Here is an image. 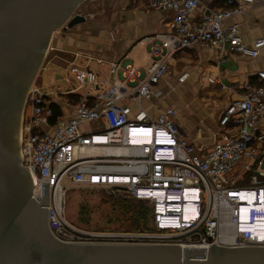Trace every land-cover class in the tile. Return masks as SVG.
Segmentation results:
<instances>
[{
  "label": "built area",
  "instance_id": "1",
  "mask_svg": "<svg viewBox=\"0 0 264 264\" xmlns=\"http://www.w3.org/2000/svg\"><path fill=\"white\" fill-rule=\"evenodd\" d=\"M140 1L173 12L171 30L145 38L146 67L105 66L98 59L101 69L95 71L70 63L77 84L68 85V92L82 90V102L71 118L55 122L53 133L43 125L51 124L54 116V92H43L34 84L28 91L31 112L21 132V163L33 176V196H42V182H49L52 234L64 242L264 246V86L246 84L242 94L223 108L219 118L223 131L210 147L181 136L175 108L154 118L141 107L131 119L129 107L122 103L129 99L141 105L157 97L160 92L154 86L183 50L207 46L220 63L231 54L258 57L264 38L249 45L240 23H227L256 0H226L219 7L201 0ZM188 74L183 72L179 81ZM257 77L264 80V70ZM98 120L105 123L104 130L81 129V124ZM136 135L149 139L136 141ZM91 148L107 151L93 154ZM70 186L102 188L115 196L125 192L130 198L150 201L152 229L104 231L78 226L66 213ZM256 221L260 228L254 230Z\"/></svg>",
  "mask_w": 264,
  "mask_h": 264
},
{
  "label": "water",
  "instance_id": "2",
  "mask_svg": "<svg viewBox=\"0 0 264 264\" xmlns=\"http://www.w3.org/2000/svg\"><path fill=\"white\" fill-rule=\"evenodd\" d=\"M84 0H0V264H264V246L64 242L48 223L49 182L33 196L19 130L55 31L87 23Z\"/></svg>",
  "mask_w": 264,
  "mask_h": 264
},
{
  "label": "crops",
  "instance_id": "3",
  "mask_svg": "<svg viewBox=\"0 0 264 264\" xmlns=\"http://www.w3.org/2000/svg\"><path fill=\"white\" fill-rule=\"evenodd\" d=\"M225 1L201 0L212 7H219ZM126 5V2L121 4L122 9L114 13L110 24L87 22L85 28L81 29V24L73 27L70 35L60 43L61 50L77 55L69 64L84 66L95 61L97 71L101 69L98 59H102L105 66L108 63H130L140 68L147 66L149 46L145 38L171 30L173 12L152 9L140 0H128V11L125 10ZM233 22L240 23V32L247 44L264 38V0H256L252 7L227 21L228 24ZM80 58H85L86 62L78 61ZM69 64L61 73L63 77L60 80L65 84L66 91L60 94L62 97L52 98L62 114L58 120L75 115L76 107L82 102L78 97V102L74 103L71 95L75 93L68 92V85H72ZM260 70H264V46L258 57L231 54L220 63L213 49L200 45L176 54L167 75L154 86L155 91L160 92L157 97L143 100L141 105L129 99H124L122 103L129 107L131 119L135 118L141 107L154 118L164 109L173 107L176 109L174 120L181 136L197 145L210 147L215 143V135L223 131L219 124L223 108L242 94L246 84L264 86V80L257 77ZM183 72L189 74L184 81H179ZM113 77L117 79L116 75ZM78 94L82 95L83 91L79 90ZM93 101L90 100V104L93 105ZM54 124L43 125V129L53 133ZM105 128L103 120L81 124L84 131ZM80 153L81 150H78L77 154ZM93 153L101 154L103 151L96 149Z\"/></svg>",
  "mask_w": 264,
  "mask_h": 264
},
{
  "label": "rangeland",
  "instance_id": "4",
  "mask_svg": "<svg viewBox=\"0 0 264 264\" xmlns=\"http://www.w3.org/2000/svg\"><path fill=\"white\" fill-rule=\"evenodd\" d=\"M134 1V0H132ZM126 2L125 10L128 11V0H84L76 9L75 13L86 16L87 22L108 23L112 21L114 13L118 12L122 7L121 4ZM122 9V8H121ZM86 23L81 24V29L85 28ZM73 28H61L54 32L49 43L46 56L35 79L34 85L42 88L43 92H54L51 98H58L60 94L66 91L65 84L60 81L63 76L61 73L67 67L69 62L76 58V54L61 50L60 43L62 39L67 38ZM78 61L84 63L85 58H80ZM94 70H98V64L95 61L87 63ZM72 78V85L77 82ZM47 81V82H46ZM69 87V86H68ZM53 96V97H52ZM59 97H62L61 95ZM28 94L25 101V114L22 116L19 143L21 153V132L25 125V119L29 117L31 108L27 106ZM97 122V121H93ZM93 122H89L92 124ZM22 164V163H21ZM23 166V164H22ZM120 198H128L127 194L115 196L111 192H107L100 188L91 187H75L70 186L67 193V217L73 223L82 228H94L104 231H128V230H151V215L134 221L133 215L139 208L148 209L151 206L150 201L142 199L140 202L129 201L122 202ZM129 205V209L124 208V205ZM133 206V208H131Z\"/></svg>",
  "mask_w": 264,
  "mask_h": 264
},
{
  "label": "trees",
  "instance_id": "5",
  "mask_svg": "<svg viewBox=\"0 0 264 264\" xmlns=\"http://www.w3.org/2000/svg\"><path fill=\"white\" fill-rule=\"evenodd\" d=\"M79 97V100L81 99V95L80 94H72L71 95V99H73L74 103H77L78 100L77 98ZM90 100H93V98H91ZM52 106L54 107V116L51 118V122L55 123L59 117L62 115L61 112L59 111V107L57 105H55L54 103H52ZM117 199H122L121 201L124 203H128L129 201H133V202H140L142 201V199H134V198H120L117 197ZM124 208H127V210L129 209V205L127 206V204L124 205ZM131 208H133V206H131ZM151 211H152V206H148V209L145 210L144 208H139L138 210H136V212H134V215L132 216L134 221H137L141 218H143L144 216L147 215V212L151 215Z\"/></svg>",
  "mask_w": 264,
  "mask_h": 264
},
{
  "label": "bare ground",
  "instance_id": "6",
  "mask_svg": "<svg viewBox=\"0 0 264 264\" xmlns=\"http://www.w3.org/2000/svg\"><path fill=\"white\" fill-rule=\"evenodd\" d=\"M134 139L136 140V141H141V140H148L149 138L148 137H143V136H140V135H136L135 137H134ZM96 149H99V150H101V151H103V153L104 152H106L107 150L105 149H101V148H91L90 149V153H93V151L94 150H96ZM119 151H121V150H119ZM94 154V153H93ZM100 154V153H99ZM159 196H160V198H161V196H162V194H161V192L159 193ZM262 212H263V216H264V206L262 207ZM243 211H244V213L245 214H247V212H249V210L248 209H243ZM259 219H261V218H258V220L257 221H260ZM264 219V218H263ZM245 222H247V220H244ZM256 221V223H254V227H252L254 230H256V229H258V228H260V227H258V225L257 224H260L259 222H257ZM264 233V232H263Z\"/></svg>",
  "mask_w": 264,
  "mask_h": 264
}]
</instances>
